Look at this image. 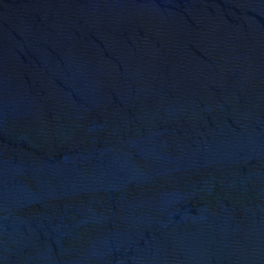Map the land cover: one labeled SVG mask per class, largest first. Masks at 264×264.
Instances as JSON below:
<instances>
[{"label":"water","instance_id":"water-1","mask_svg":"<svg viewBox=\"0 0 264 264\" xmlns=\"http://www.w3.org/2000/svg\"><path fill=\"white\" fill-rule=\"evenodd\" d=\"M0 264H264V0H0Z\"/></svg>","mask_w":264,"mask_h":264}]
</instances>
